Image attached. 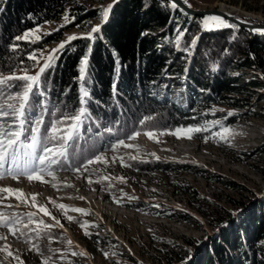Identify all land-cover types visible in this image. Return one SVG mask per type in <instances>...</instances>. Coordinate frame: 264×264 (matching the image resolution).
<instances>
[{"label": "rangeland", "instance_id": "rangeland-1", "mask_svg": "<svg viewBox=\"0 0 264 264\" xmlns=\"http://www.w3.org/2000/svg\"><path fill=\"white\" fill-rule=\"evenodd\" d=\"M113 2L72 0L61 20L41 25L35 33L39 37L37 41L62 27V40L43 44L30 53L35 56L29 62L35 65L33 70L20 69L8 75H36L53 50L69 37L91 34L92 29L101 24V10ZM187 4L196 10L220 8L243 23L264 24V0H187ZM80 6L95 10L96 16L63 28L73 20L68 16L69 9ZM204 18L191 24L182 36L178 34L176 41L179 38L184 54L177 58L176 65L186 67L193 60L194 74L203 82L221 73L225 78H232L235 84L253 79L258 86L231 94L232 98L218 103H209L205 91L188 86L183 79L164 75L160 79L158 100L162 101L165 98L162 94L167 93L168 99L183 111L189 100L194 105H202L200 122L187 128L207 130L193 133L191 139L167 134L187 128L153 131L155 135L149 139L143 134L146 131L136 129L132 133L140 134L128 139V136L117 135V132L123 134L124 128L117 129L112 124L106 134L93 135L82 144L77 143L73 152L68 148L73 168L96 155L103 157V162L88 165L87 170L81 168L76 172L54 166V178L45 174V183H29L26 178L0 179V188L23 193L19 200L12 196L4 200L2 197L8 194L0 193V213L15 215L21 220L16 236L0 228V234L7 237L0 239V249L7 246L13 254L8 257L0 251V264H42L49 257L48 264H186L199 254L205 256L212 239H217L220 229L231 221H237L239 227L245 229L246 248L258 251L259 242L254 241L253 229L256 217L264 215V71L239 68L238 62L247 40L264 31L242 32L239 26L225 19L234 27L206 30L202 25ZM199 36V45L194 50ZM174 56L168 53L170 59ZM20 91L22 89L16 88L11 94ZM7 95L2 104L19 107V101L7 99ZM234 103L250 105L242 108L233 106ZM42 111H27V114L43 118ZM5 119L10 121L11 117ZM59 120L63 121L64 117ZM65 123L59 127L70 130ZM46 125H41L42 131ZM222 127L235 134L229 135L227 140H219L215 134L222 131ZM160 132L166 134L160 135ZM121 139L128 146L117 145L113 149ZM84 145L86 150H81ZM155 160L192 168L168 173L161 170L145 173L134 168ZM184 188L189 194L183 192ZM33 204L43 206L50 215H44ZM60 204L65 209L56 207ZM74 208L83 209L86 214L72 211ZM29 213H35L33 223L24 228ZM69 216L73 218L71 221ZM55 220H59L62 227L57 226ZM40 221L51 228L37 235ZM236 245L235 257L243 261L245 247L242 242ZM81 251L86 255H72Z\"/></svg>", "mask_w": 264, "mask_h": 264}, {"label": "trees", "instance_id": "trees-1", "mask_svg": "<svg viewBox=\"0 0 264 264\" xmlns=\"http://www.w3.org/2000/svg\"><path fill=\"white\" fill-rule=\"evenodd\" d=\"M71 1L0 0V77L20 69L33 70L35 65L29 63V54L42 48L43 44L62 40V27L33 43L16 41L15 37L41 25L61 20ZM171 4L168 0L113 2L107 21L99 25L98 32L91 33V39L85 35L63 43L65 46L55 54L52 66L40 74L39 85L34 87V93L30 95L27 111L43 110V125L47 124L46 126L51 123L52 118L59 120L78 111L82 107L79 102V64L85 56L88 58V69L84 86L89 97L83 107L86 108L87 118L79 127L78 138H73L70 147L72 152L77 143L82 144L93 135L106 134L107 127L112 124L117 129L124 128L123 134L117 132L121 138L129 136L136 129L171 131L196 126L202 116L199 111L202 105H194L189 100L187 109L183 111L168 99L167 93L162 94L165 97L162 101L158 100L160 79L164 75L183 79L188 86L205 91L206 101L209 103H218L225 98H232L229 97L231 94H240L248 87L258 86L253 79L235 84L232 78H225L221 73L203 82L194 74L193 60L186 67L176 65L177 58L184 54L180 49L182 43L177 44L176 41L178 34L186 33L191 24L200 21L202 17L188 16L178 7L172 8ZM186 5L191 7L187 3ZM68 16L73 20L68 21L63 28H70L77 21L88 20L96 15L95 10L80 6L70 8ZM238 29L247 33L240 27ZM199 39L200 36L194 42V50L199 45ZM169 52L175 54L173 59L168 57ZM116 61H119L118 73L115 71ZM238 66L264 71L262 32L247 40ZM18 82L9 83L15 85ZM113 83L116 84L115 94L112 91ZM14 91L16 87L7 89L5 95L0 97V103L8 93ZM248 105L250 103L233 104L242 108H247ZM147 116L152 119L141 125L140 121ZM69 124L70 121H66L67 127ZM86 148L84 145L81 150ZM134 168L145 173L153 170L168 173L190 170L192 167L155 160ZM183 190L189 194V190ZM254 226L253 238L255 242H259L257 252L246 248L247 238L243 236L245 229L239 227L237 221H231L220 229L217 239H212L205 256L199 254L186 264H264V215L256 217ZM236 242H242L245 247L243 261L235 257Z\"/></svg>", "mask_w": 264, "mask_h": 264}, {"label": "snow or ice", "instance_id": "snow-or-ice-1", "mask_svg": "<svg viewBox=\"0 0 264 264\" xmlns=\"http://www.w3.org/2000/svg\"><path fill=\"white\" fill-rule=\"evenodd\" d=\"M115 2V0H114ZM187 3V0H184ZM172 8H176V3L170 5ZM111 5L107 8L101 10V23H104L108 19L109 12L111 10ZM67 20V18H65ZM202 25L204 29L210 30L212 27L215 28H229L234 27V25H229L224 19L218 16H209L205 17ZM99 26L94 27L92 32H98ZM39 32V28L34 31H28L23 33L20 36L15 37L16 41H25V42H34L39 37L35 36V33ZM264 34V32H262ZM183 33H179V36H182ZM88 39H91V34L88 35ZM77 39L75 36L68 38L69 41ZM177 44H179V38L177 39ZM64 44H60L57 49L53 50V54L48 56L47 62L39 69V72L36 75H7L0 77V97L5 95L7 89L16 87L22 89V91L11 94L8 93L7 99L18 100L19 107H15L11 104H2L0 103V179L11 178L13 180H19L20 178H26L29 183L33 181H39L45 183L44 175L53 176L54 178V166L55 168H65V170H72L79 172L81 168L87 170L88 165L97 162H103V157L96 155L94 158L87 159L86 163H81L79 167L73 168L72 164L69 163V154L68 148L72 147L69 144V141L73 140L74 137L79 136V127L84 119L87 118L86 108L83 107L88 101L89 93L87 88L84 86L85 75L88 69V58L87 56L83 57L79 64V76L78 79L81 81L80 96L79 102L82 107L79 108L71 116H65L64 120H56L51 123V126H45L44 130H41V125L44 121L42 116L32 118L27 114V109L29 107L30 95L34 93V87L39 85L40 74L44 73L46 69L52 66V62L56 59V53L64 48ZM15 50V46H13ZM29 60L35 58L34 54H30L27 57ZM39 63V61H37ZM117 67L115 71L119 72V61H116ZM10 81H19L20 83L12 85ZM113 94L116 93V84L112 85ZM231 115V113H229ZM11 117V120L5 118ZM152 119L151 116H147L140 121L141 125L146 124ZM70 121L69 128L70 130H64L59 127L60 124ZM219 123V122H216ZM27 125V127H26ZM201 128H187V129H177L175 132H170L167 134L176 135L177 138L183 136L186 139H191L192 134L200 132ZM62 133V134H58ZM139 132H134L128 136V139H135L138 136ZM149 139H152L155 135L153 131H146L143 133ZM160 135L166 133L160 132ZM235 134L227 127H222V131L217 132L216 137L221 140H227L229 135ZM127 147L123 139L119 140L116 145H113V149L117 146ZM75 154H73V159H75ZM131 159H136V157H131ZM123 166V165H122ZM122 180V178H119ZM0 193H7L8 196H3L2 199L7 200L9 196H12L16 199H20L23 196L22 192H18L11 188H0ZM35 198L33 197V200ZM82 199V198H81ZM10 207V205H9ZM33 207H38V210L44 215H50V213L43 206H38L33 204ZM58 209H65L63 204L56 206ZM72 211L80 214L84 213L83 209L74 208ZM35 213L28 214V221L23 224L24 228H28V225L33 223L32 217ZM54 219V218H53ZM73 218L68 217V220L71 221ZM21 224L19 217L15 215H5L0 213V228H4L7 232L13 236L17 235L19 231L18 226ZM40 228L37 229V235L43 229L51 228V225H46L43 221L39 222ZM57 226L60 225L59 220H55ZM62 227V226H61ZM83 228H87L86 225H81ZM24 235V233H21ZM85 235H88V232L85 231ZM0 239H7L3 234H0ZM69 244L72 241H68ZM0 251H4L8 257H12V252L8 251L7 246ZM72 255L84 256V252H73ZM107 256V254H105ZM19 259V257H16ZM47 258L42 262V264H48ZM23 264V262H21Z\"/></svg>", "mask_w": 264, "mask_h": 264}, {"label": "water", "instance_id": "water-1", "mask_svg": "<svg viewBox=\"0 0 264 264\" xmlns=\"http://www.w3.org/2000/svg\"><path fill=\"white\" fill-rule=\"evenodd\" d=\"M170 2L176 3L177 7L181 9L184 14L191 16V17H206V16H218L222 19L227 20L228 22L235 24L239 26L240 28L247 30L249 32L254 31H264V24H249V23H243L239 20H237L235 17L231 16V12H226L222 9H212V10H196L184 2V0H168Z\"/></svg>", "mask_w": 264, "mask_h": 264}]
</instances>
